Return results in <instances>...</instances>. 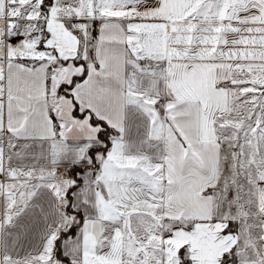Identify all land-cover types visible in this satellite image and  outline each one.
<instances>
[{"label": "snow or ice", "instance_id": "obj_1", "mask_svg": "<svg viewBox=\"0 0 264 264\" xmlns=\"http://www.w3.org/2000/svg\"><path fill=\"white\" fill-rule=\"evenodd\" d=\"M0 264H264V0H0Z\"/></svg>", "mask_w": 264, "mask_h": 264}]
</instances>
